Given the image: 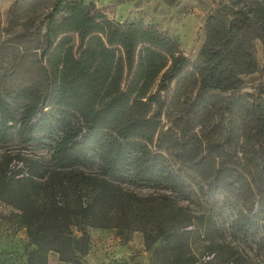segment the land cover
I'll list each match as a JSON object with an SVG mask.
<instances>
[{"label": "trees", "instance_id": "16d2710c", "mask_svg": "<svg viewBox=\"0 0 264 264\" xmlns=\"http://www.w3.org/2000/svg\"><path fill=\"white\" fill-rule=\"evenodd\" d=\"M235 3L206 18L193 60L176 37L83 0H54L41 34L0 48L10 68L0 75V143L16 129L21 143L46 140L54 163L95 158L110 176L81 186L86 202L74 209L55 198L14 203L34 245L27 264H47L49 251L84 256L87 227L138 230L147 246L161 242L166 264H206L190 242L217 254L227 215L229 230L264 252V97L240 91L257 69L253 40L264 47V0ZM20 9L16 0L12 19ZM124 177L193 196L201 210L122 192L114 180Z\"/></svg>", "mask_w": 264, "mask_h": 264}, {"label": "rangeland", "instance_id": "374dc122", "mask_svg": "<svg viewBox=\"0 0 264 264\" xmlns=\"http://www.w3.org/2000/svg\"><path fill=\"white\" fill-rule=\"evenodd\" d=\"M15 1L0 0V48L7 45L12 51L11 44H22L30 35L42 33L43 16L50 11L54 0H19L21 9L12 19L11 8ZM83 1L93 3L116 22L151 25L176 37L183 52L192 60L203 41L206 18L218 13L222 6H237L236 0ZM253 46L257 69L243 76L240 91L254 95L260 93L264 97V47L259 38L253 40ZM9 70L6 65L0 66V75L7 74ZM12 105L18 109L21 102L12 101ZM45 141L21 143L14 129L10 139L0 143V181L10 177L0 193V264H27L28 253L34 248L26 227L19 222L14 203L28 204L29 200H33L35 205H47L50 199L55 198L74 209L80 200L86 202L87 196L81 195L83 191L79 190L81 186L89 184L92 178L110 179L103 174L95 158L75 167L54 163ZM114 181L122 192L140 197L166 194L191 213L197 214L201 210L193 196L138 183L127 177ZM230 220L231 215H227L218 222L224 232L222 238L216 239L222 244L221 248H217V254L207 255L205 245L208 241L197 237L190 242L191 251L201 260L208 261L206 264H264V252L257 250L252 242L232 233L228 227ZM86 230L90 237L87 254L72 261H61L55 251H49L47 264H166L157 254L161 242L147 246L141 231L121 227H87Z\"/></svg>", "mask_w": 264, "mask_h": 264}]
</instances>
